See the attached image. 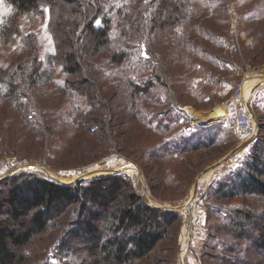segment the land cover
Returning <instances> with one entry per match:
<instances>
[{"label":"trees","instance_id":"trees-1","mask_svg":"<svg viewBox=\"0 0 264 264\" xmlns=\"http://www.w3.org/2000/svg\"><path fill=\"white\" fill-rule=\"evenodd\" d=\"M2 1L3 42L20 34V13L46 15L53 51L41 54L27 33L25 55L0 66V158L79 169L115 153L138 165L153 201L172 203L206 157L238 143L222 121L192 124L181 106L184 96L196 109L213 104L235 63L264 61V0H236L250 3L242 25L253 39L231 57L204 25L220 0ZM252 105L257 135L198 200L199 264H264V111L256 96ZM182 220L151 206L127 173L61 183L22 170L0 180V264H181Z\"/></svg>","mask_w":264,"mask_h":264},{"label":"rangeland","instance_id":"rangeland-1","mask_svg":"<svg viewBox=\"0 0 264 264\" xmlns=\"http://www.w3.org/2000/svg\"><path fill=\"white\" fill-rule=\"evenodd\" d=\"M249 5H250L249 1L239 5V1H236V0H220L217 4L214 3L211 6L212 10H214L213 14L209 13L206 16H204V21H205L204 25L210 26L211 28L214 29V31H217V33H219V36H220L219 38L223 42V48L218 49V48L212 47L209 45V42L203 38H201V42L206 43L214 51L218 49L217 51L219 54L228 55L230 57L233 56L232 51L234 50L235 46L236 47H238L239 45L246 46L250 44L253 37L251 35H247L245 28H243V25H242V21H243L242 11L246 7H249ZM10 10H11L10 6L4 1L0 0V24L3 18L10 12ZM205 11H208V10L205 9ZM18 19H19L18 26L20 29V34L16 35L14 39L11 40L10 42H3L0 38V66L2 67H6L8 64L12 63L17 58L23 57L25 55V51L27 48L22 45L20 39L23 35L27 33L36 34L37 48L40 50L41 54L45 52L53 51L51 37H50L49 31L46 28V21H47L46 15L39 16V15H27L25 13H20ZM221 21L225 23L222 24ZM246 28H247V25H246ZM255 53L256 52L253 50L252 52L248 54V56H255L256 55ZM262 69H264V61H258L252 65L249 64L248 61L244 65L235 63L234 68L228 71L229 78L233 79V81L235 79V81L234 83H230V84L228 83L221 90L218 89L219 94L224 91L223 94L219 95L220 97H222L221 99L220 98L216 99L213 104H210V101L204 102L203 104L200 105L199 109H196L195 107H193V101L189 99L187 96H184L183 98L185 100H188V102L191 101V104H186L185 106H181V109H183L184 112L187 114L191 123L195 125H209L213 122L222 121L223 124L231 132L234 133V135L238 139L237 142L239 143V141L244 139L245 136L239 129L234 128L233 126L230 125L231 116L228 113H226V109L223 115L217 116V112L213 110V108L219 105L222 107L224 105L225 106L228 105L230 98H231L230 97L231 93L236 87V84L242 78L245 77L244 83H243V90H246L250 86H252L256 82L253 79L256 78L257 75H260L261 73H263L264 75V71ZM56 72H57L56 73L57 80L61 82L63 75H62V71L60 70L59 66L56 67ZM51 89L53 90V87ZM226 93H229L227 97L225 96ZM263 93L253 94L252 101L254 99V96H256V104L264 111V94ZM250 95H248V97ZM225 106L223 108H225ZM191 110H195V111L205 110V111L210 112L211 115L214 114L216 116L212 115L213 118L212 120L208 121L209 122L208 124H202L201 122H204V121H197L192 116ZM263 123H264V119H263ZM28 147L29 145L24 146V148H28ZM245 149L246 147L242 149L241 151H239L238 153L245 151ZM16 157L17 156L15 154V155H3L0 158V177L8 173L9 171L13 170L18 165L27 163V162H20V160H17ZM220 157L216 158L215 154H214V157H213V154L206 157L208 160L207 159L205 160L206 163L203 165L202 169L198 173H200L205 167L212 164L214 161H216ZM28 162H31V161H28ZM33 162L41 163L43 166H45L47 170H49L51 174L59 176L62 179L63 178L71 179L72 177L88 169L94 170V169L105 168V167H115V166H119L122 163L129 162L131 169H127V171L130 172V176L136 177V175L134 174L135 171L132 170V168H134L133 165L136 166L137 164L131 160H126L124 157L118 156L115 153H112L105 159H102L94 164L85 165L79 169L78 168H73V169L59 168V167H56V165L53 166L48 161H45V160L40 161V159H36ZM232 163L233 161H231V159H228L224 164H222L220 167L214 170V172H207L205 175L201 176V178L199 179L200 184L196 191V199H195L193 206H191L190 210H186V211L182 210L183 220L180 226L179 241H180V253L184 255V264H185V259H186V264H199L196 253L192 252L190 248H191V242L193 241V239H198L203 235V228H202L203 205L199 206L197 204L198 200L200 199V195L204 193V190L206 189L208 184L212 181L213 177L219 172L224 174L227 171L228 166ZM198 173L195 175V177L198 175ZM191 190H192V186L190 187L189 193L185 197H183L177 202H172V203H162V202H159L158 200L153 201L149 196L148 197L156 205L173 206V205H179V204L185 203L187 199L190 197ZM189 214H191L190 217H189ZM190 225H191V231L189 227ZM189 231H190V237H189ZM188 241H189V247L187 249Z\"/></svg>","mask_w":264,"mask_h":264},{"label":"water","instance_id":"water-1","mask_svg":"<svg viewBox=\"0 0 264 264\" xmlns=\"http://www.w3.org/2000/svg\"><path fill=\"white\" fill-rule=\"evenodd\" d=\"M264 84V82H258L251 90V95L248 97V99L246 100V106L247 109L250 113V115L252 116L253 120L255 121V125H256V132L253 135H250L244 139H242L241 141H239V143L237 145H235L233 148H231L226 154H224L222 157H220L219 159H217L216 161H214L212 164L208 165L207 167H205L200 173H198V175L195 177L193 184H192V194L191 195V199H192V204L190 206L193 205V202H195L196 199V191L197 188L199 187V178L201 175H203L204 173H206L209 170H212V172H214V170H216L218 167H220L222 164H224L228 159H230L233 155H235L236 153H238L239 151H241L242 149H244L245 147H247V145L255 138V136L258 133L259 130V123H258V119L257 116L255 114V111L253 109V105H252V95L255 91V89L257 87H259L260 85ZM216 108V106L214 107ZM223 115V114H222ZM221 116V115H219ZM137 166V165H136ZM138 171L135 173L137 180L140 183L141 186V190L143 195L146 198V201L154 207H161L164 209H173V210H180V211H184L186 208H188L189 206L186 203L183 204H179V205H173V206H162V205H156L152 202V200L148 197L147 193H146V188L144 185V182L141 178V173H140V169L137 166ZM22 170H37L42 172L43 174L53 178L56 181H59L61 183H74L77 182L78 180H82V179H88L94 176H98V175H103V174H111V173H127L125 172L122 168L115 166V167H105L100 173L98 174H94V175H88L87 173L89 172V169L78 174L75 177H72L71 179H62L59 176L53 175L49 172V170H47L45 168V166H43L41 163L38 162H27L21 165H18L17 167H15L13 170L9 171L8 173L4 174L3 176L0 177V180L5 179L10 177L11 175L20 172ZM128 174V173H127ZM130 175V174H129ZM191 223V222H190ZM190 227V231H191V225ZM190 231H189V237H190ZM189 247V241L187 242V249ZM180 260H181V264H184V255H182V253H180Z\"/></svg>","mask_w":264,"mask_h":264},{"label":"built area","instance_id":"built-area-1","mask_svg":"<svg viewBox=\"0 0 264 264\" xmlns=\"http://www.w3.org/2000/svg\"><path fill=\"white\" fill-rule=\"evenodd\" d=\"M244 78L236 84L225 109L226 113L231 116L230 125L239 129L245 136H250L256 132V125L243 98Z\"/></svg>","mask_w":264,"mask_h":264},{"label":"bare ground","instance_id":"bare-ground-1","mask_svg":"<svg viewBox=\"0 0 264 264\" xmlns=\"http://www.w3.org/2000/svg\"><path fill=\"white\" fill-rule=\"evenodd\" d=\"M263 71H264V69H262ZM264 75H263V73H261L260 75H257V77L256 78H254L253 80H255L256 82L252 85V86H250L248 89H246V90H243V98L245 99V102H246V100H247V97H248V95H250V93H251V90H252V88L258 83V82H264V77H263ZM225 106V105H224ZM223 106V107H224ZM222 106H216V108H213V110H215L216 112H217V116H219V115H222L223 113H225V108H226V106H225V108H223ZM191 113H192V116L197 120V121H204V122H201L202 124H208L209 122V120H212V115L210 114V112H208V111H205V110H201V111H195V110H191ZM245 136V135H244ZM132 164V163H131ZM133 165V164H132ZM134 166V168H132V170H134L135 172H134V174L138 171V168H137V166H135V165H133ZM118 167H120V168H122L125 172H127L128 174H130V172H128L127 171V169H131V167H130V165H129V162H125V163H122V164H120ZM104 168H99V169H94V170H91V169H89V172L87 173L88 175H94V174H98V173H100L102 170H103ZM207 172H212V170H209V171H207ZM206 172V173H207ZM206 173H204L203 175H205ZM203 175H201V176H203ZM77 176V175H76ZM201 176H200V178H201ZM75 177V176H74ZM199 178V179H200ZM64 179V178H63ZM64 180H66V179H64ZM199 182H200V180H199ZM191 195H193L192 194V192H191V194H190V197H191ZM188 198L187 199V201L185 202L189 207L188 208H186L184 211H186V210H190V208H191V204H192V199L191 198ZM193 204H194V202H193ZM193 206V205H192ZM190 212V211H189ZM190 215L191 214H189V217H190Z\"/></svg>","mask_w":264,"mask_h":264},{"label":"crops","instance_id":"crops-1","mask_svg":"<svg viewBox=\"0 0 264 264\" xmlns=\"http://www.w3.org/2000/svg\"><path fill=\"white\" fill-rule=\"evenodd\" d=\"M264 92V84H262V85H260L259 87H257L256 89H255V91H254V93L253 94H261V93H263ZM264 94V93H263ZM262 94V95H263ZM213 116H216V115H214V114H212Z\"/></svg>","mask_w":264,"mask_h":264}]
</instances>
